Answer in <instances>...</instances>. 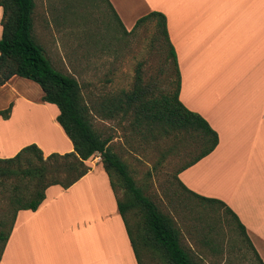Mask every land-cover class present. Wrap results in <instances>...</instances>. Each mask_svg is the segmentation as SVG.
Wrapping results in <instances>:
<instances>
[{"label":"crops","instance_id":"1","mask_svg":"<svg viewBox=\"0 0 264 264\" xmlns=\"http://www.w3.org/2000/svg\"><path fill=\"white\" fill-rule=\"evenodd\" d=\"M105 1L126 33L151 12L165 17L178 100L218 137L215 149L177 180L227 206L264 264V0ZM23 79L0 86V112L10 107L7 118L0 116V159L31 144L44 157L73 152L57 107ZM0 264H137L102 165L66 190L47 188L36 211H19Z\"/></svg>","mask_w":264,"mask_h":264},{"label":"rangeland","instance_id":"2","mask_svg":"<svg viewBox=\"0 0 264 264\" xmlns=\"http://www.w3.org/2000/svg\"><path fill=\"white\" fill-rule=\"evenodd\" d=\"M34 4L32 34L36 42L55 70L76 79L94 130L102 138H111L107 146L124 162L135 186L173 219L181 245L195 263L260 264L237 222L224 209L201 203L177 182V172L202 151L198 134L166 125L137 127L131 109L105 118V100L124 98L137 84L148 97L173 93L175 71L156 21L127 34L105 0H34ZM86 163L91 167L101 160L95 155ZM115 190L122 200L123 187L116 184ZM129 216L132 222L141 218L138 211ZM10 217L0 195L3 232ZM140 254L141 264H164L156 253Z\"/></svg>","mask_w":264,"mask_h":264},{"label":"trees","instance_id":"3","mask_svg":"<svg viewBox=\"0 0 264 264\" xmlns=\"http://www.w3.org/2000/svg\"><path fill=\"white\" fill-rule=\"evenodd\" d=\"M0 7V86L15 76L36 83L42 91V101L57 107L59 114L56 121L73 146L71 153H52L44 157L40 149L31 144L11 158L0 159V195L11 213L6 232L1 230L5 222L0 220V255L12 231L17 213L21 210L36 211L45 199L46 189L51 186L58 185L65 190L71 187L90 170L86 161L97 155L116 197L118 212L137 264H141L140 253L145 254L147 251L156 253L164 264H196L181 245L180 230L173 219L162 213L149 197L135 186L124 162L107 146L111 138H102L94 130L89 117L91 111L83 103L81 87L76 79L55 70L43 47L36 42L32 34L34 0H0ZM153 20L156 21V27L169 47L168 57L176 77L173 93L170 96L148 97L137 84L124 98L106 99L102 110L105 118L110 119L131 109L137 127L142 124L152 127L166 125L174 130L198 134L202 151L183 166L178 174L210 154L217 146L218 137L202 117L187 110L178 100L179 76L176 56L169 43L165 17L161 13L151 12L140 18L133 30ZM139 80L138 77L137 82ZM9 112L10 107L1 111L0 116L7 118ZM177 182L185 192L201 203L218 205L224 209L225 213L237 222L246 238L243 226L227 206L218 200L195 195L178 180ZM116 184L124 189L122 200L116 196ZM132 211L140 213V221H131L129 215Z\"/></svg>","mask_w":264,"mask_h":264}]
</instances>
